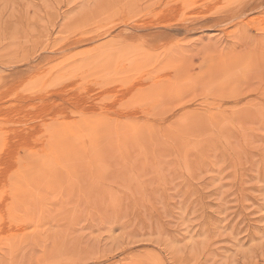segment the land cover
Wrapping results in <instances>:
<instances>
[{"label":"rangeland","instance_id":"obj_1","mask_svg":"<svg viewBox=\"0 0 264 264\" xmlns=\"http://www.w3.org/2000/svg\"><path fill=\"white\" fill-rule=\"evenodd\" d=\"M0 125L76 161L0 155V264H264V0H0Z\"/></svg>","mask_w":264,"mask_h":264},{"label":"bare ground","instance_id":"obj_2","mask_svg":"<svg viewBox=\"0 0 264 264\" xmlns=\"http://www.w3.org/2000/svg\"><path fill=\"white\" fill-rule=\"evenodd\" d=\"M150 94H152V93H150ZM150 94H149V96H151ZM143 96L145 97V95H143ZM137 98L139 99V97H137ZM140 100H141V98H140ZM48 111H49V109H48ZM98 113L96 112L95 113L96 115L85 116L84 121H83V123H84L83 125L79 124L78 126H73V128H75L77 130L75 133L77 135L78 140H84L85 141V137H91V138L93 137V139H96V138L103 136V138L104 137L106 138L108 135L113 134L112 130L117 128V127H115L116 123H114L112 120H110V118L107 115H105V114L99 115ZM126 124H127L126 125L127 127H125L123 132H122L125 139L122 141L128 142V141H132L131 139H133L134 140L133 143L139 137V134L141 132H144L145 128H146V130H145V132H146L147 128L153 130V127H154L152 124L147 123V122L146 123L144 122L141 124L136 123V122H126ZM154 130H156V129H154ZM157 131L158 130L153 131V133H155ZM150 132H151V130H150ZM43 134L45 135L44 130L33 131L31 136H29V138L27 137L28 140L26 139L24 142H20V140L17 138L20 134L10 135L9 136L10 139H8V140L5 139L3 141L2 146L5 145L6 148H4L5 150H3V152H0V155H2V157L3 156L6 157V159H7L8 163L6 164V168L10 169L9 179H10V177L16 176L15 177L16 180L18 179L21 181L23 179V181H24V179H26L30 176L42 175V173L44 174L45 172L51 170L54 167L58 168L59 165H61L62 168L67 169V171H69V169H71L72 165L76 161L74 159H63L62 157L61 158L58 157L57 156V154H58L57 143L50 137V134H48V133H47V137H46L45 142L42 141L41 136ZM1 135L2 134H0V136ZM8 135L9 134H6L5 136H8ZM93 139L91 141L92 143H94ZM1 140H2V138L0 137V142H1ZM115 141L114 142L112 141L113 144H116L119 140L117 142H115ZM122 141H119V142L122 143ZM5 146H3V147H5ZM122 146H123L122 147L123 150H127V147H125V144H123ZM38 148L42 151V153L41 154L36 153L37 155L35 154L33 156L34 151L39 152L37 150ZM63 152H67V151L61 150L59 153L64 155L65 153H63ZM93 157H95V156L93 155ZM105 162H106V160H102L103 165L105 164ZM7 169H6V171H7ZM76 170L77 169L74 168V172H76ZM71 171L73 172V170H71ZM28 182H30V181H28Z\"/></svg>","mask_w":264,"mask_h":264}]
</instances>
